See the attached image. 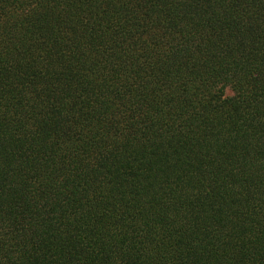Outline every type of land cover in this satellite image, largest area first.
<instances>
[{"label": "trees", "instance_id": "16d2710c", "mask_svg": "<svg viewBox=\"0 0 264 264\" xmlns=\"http://www.w3.org/2000/svg\"><path fill=\"white\" fill-rule=\"evenodd\" d=\"M0 264H264V0H0Z\"/></svg>", "mask_w": 264, "mask_h": 264}]
</instances>
